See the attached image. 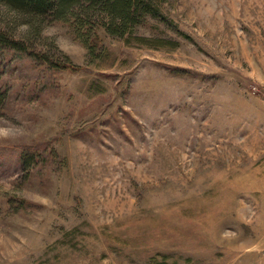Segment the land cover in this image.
<instances>
[{
	"label": "rangeland",
	"instance_id": "374dc122",
	"mask_svg": "<svg viewBox=\"0 0 264 264\" xmlns=\"http://www.w3.org/2000/svg\"><path fill=\"white\" fill-rule=\"evenodd\" d=\"M149 1L0 43V264H264V0Z\"/></svg>",
	"mask_w": 264,
	"mask_h": 264
},
{
	"label": "trees",
	"instance_id": "16d2710c",
	"mask_svg": "<svg viewBox=\"0 0 264 264\" xmlns=\"http://www.w3.org/2000/svg\"><path fill=\"white\" fill-rule=\"evenodd\" d=\"M0 6L14 15L12 23L26 27L23 36L1 31L0 43L30 57L47 60L44 54L29 51L25 40L30 34L36 37L49 20L68 23L89 55L94 56L99 29L119 38L130 37L145 16L157 13L149 0H0ZM8 30L13 31V28ZM63 67L75 68L69 62Z\"/></svg>",
	"mask_w": 264,
	"mask_h": 264
}]
</instances>
